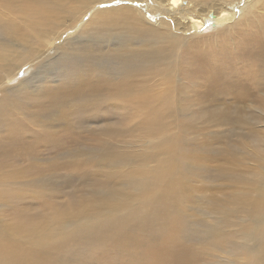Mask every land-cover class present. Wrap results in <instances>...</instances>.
I'll list each match as a JSON object with an SVG mask.
<instances>
[{
	"label": "bare ground",
	"instance_id": "obj_1",
	"mask_svg": "<svg viewBox=\"0 0 264 264\" xmlns=\"http://www.w3.org/2000/svg\"><path fill=\"white\" fill-rule=\"evenodd\" d=\"M79 20L76 36L62 39ZM198 35L208 36L201 43L186 44ZM172 56L175 59L159 70ZM230 64L255 67L253 81L245 85L218 74L203 84L205 92L194 101L203 105L204 114H179L188 118L180 123L185 132L195 129L192 122L205 126L210 120L249 126L254 116L245 112L247 102L259 103L253 108L264 111L259 96L264 95V0H0V151L4 152L0 158V264H79L76 257L82 246L107 241L133 245V264H191L188 250L174 235L158 236L169 218L180 222L178 207H186L185 195L197 182L191 174L195 164L186 161L176 138L159 136L154 143L150 156L161 157L164 168L127 173L129 188L106 180L103 189L96 190L92 215L80 220L55 214L57 219L45 224V215L52 213L43 209V172L25 175L32 168L40 172L42 156H53L52 149L63 147L56 137L64 136L66 126L61 128L59 122L76 114L100 113L99 100L107 102L106 91L117 98L116 111L125 118L143 109L138 125L155 134L163 126L159 112L164 106L179 113L192 101L185 88L195 91L192 82L221 73ZM178 66L181 75L174 80L172 70ZM62 68H68L67 75L55 81L53 75ZM152 69L155 75L147 76ZM45 79L53 83L45 91L34 87L29 97L19 95L27 93L25 80ZM74 97L83 99L71 108L67 103ZM87 98L90 104L83 102ZM210 108L219 111L206 110ZM221 109H233L234 117L226 118ZM27 112L31 120L54 113L51 121L64 130L57 133L55 127L47 131L38 122L29 123ZM108 129L103 126L101 134L108 136ZM260 143L249 145L251 151L241 156L242 164L235 171L236 197L230 199L232 208L230 213L223 212L222 221L230 234L237 233L239 251L233 261L220 264L248 260V264H264V134ZM10 152L24 163L34 158V163L25 169L13 167ZM239 154L233 150L230 156ZM122 163L114 155L112 164ZM4 171L10 172L5 176ZM197 197L198 211H184L187 236L212 213L213 199L203 193ZM241 214L245 219H240ZM231 215L237 219L230 220ZM218 230L212 226L208 236H216ZM153 236L162 244L144 245L138 240ZM103 251L89 262L113 264L115 258H122L120 248L109 255ZM195 255L196 264H214L201 263L202 251H194L193 260Z\"/></svg>",
	"mask_w": 264,
	"mask_h": 264
},
{
	"label": "rangeland",
	"instance_id": "obj_2",
	"mask_svg": "<svg viewBox=\"0 0 264 264\" xmlns=\"http://www.w3.org/2000/svg\"><path fill=\"white\" fill-rule=\"evenodd\" d=\"M91 13L92 11L88 12L86 16ZM81 21L79 20L74 25L69 26L70 28L64 32L62 39L68 36H76L80 31L78 26ZM207 36L198 35L194 41L185 42L187 45L201 43L202 38ZM174 59L175 56L167 57L165 64L158 66V69L161 70L168 62ZM179 66L172 70V78L174 80L177 75H181L178 71ZM252 68L256 69L253 66H250L249 69H241L237 65L230 64L223 72L216 73L210 78L207 75H202L196 82H192L195 86V91L191 92L193 87L184 89L186 93L188 92L187 95H190V99H192L191 102L187 101L185 103V109H181L178 113L164 106L160 110L159 113L162 117L163 126L155 134H148L144 128L138 125L137 118L142 116L143 109L135 110L126 118L118 113L116 111L118 100L110 91L105 92L107 102L99 100L100 113L94 114L98 116L97 118L89 114H76L60 122L58 121L61 128H65L64 126H66L64 136L56 137L62 140L60 143H64L63 147L59 148V150L52 149L53 156L50 154L42 156L43 168H41L40 172H36L32 168L25 175L26 177H35L37 176L36 174L43 172L40 175L44 181L42 192L44 208H42L45 209V212L52 213L49 217L45 215L47 218H45L44 223L46 224L51 219H57L55 214L60 217L66 214L73 215L76 217V220L89 217L92 215L91 207L96 204V197L98 195L96 190L103 189L101 184L104 185L106 180L112 181L117 186L129 188L126 178L127 173L131 172L136 175L139 174V171L157 167L164 168L165 164L162 162L161 157L153 158L150 155L154 152V143L157 141V138L159 136L165 138L163 136L168 135L167 137L176 138L179 141L181 154L186 157V161L190 159V163L195 164V168H191V174L197 182L192 184L194 188L185 195L184 203L186 207L182 205L178 207L180 222L177 223L175 219L170 220L169 218L166 221L165 228L158 231V236L174 235L181 244L185 245V249L188 250L189 262L191 264H196V255L193 260L192 254L194 251L197 253V250L205 254L201 263L211 262L220 264L226 261H233L236 258L235 254L239 251L237 247V233L230 234L226 222L222 221L223 212L230 213L229 211L232 206L229 204V201L231 198L234 199L236 197L233 193L232 183L238 180V175L235 171L242 164L241 156L245 158L246 153L251 151L249 150L250 144L256 143V145H261L260 136L264 133L258 129H264V111L253 108L255 104L259 105V103L247 102L245 112L254 116L249 126H240L231 124L230 122L218 125L217 120H210L209 124L205 126L192 122L195 125V129L187 132L181 128L180 123L182 122L181 120L186 121L188 118L182 119L179 114L183 115V117L188 114L202 116L205 109H203V105L197 104L194 100H200L198 95L205 92L203 84H209L218 74H223L234 82L248 85L253 81ZM256 71H259V69ZM67 73L68 68H62L52 78L55 81H62ZM154 75L153 69L147 74L149 77ZM83 77L87 79V76ZM46 80L39 83H35L37 80H25L27 93L19 92V95H22L24 98L29 97L30 91L34 90V87H40L41 91H45L48 86H52L53 84L47 83ZM259 96L264 100V95L261 92ZM82 99L74 97L73 102L67 104L71 105L70 107L72 108L76 105L77 101L81 103ZM28 102L29 100L26 99L25 103ZM83 102L91 103L90 98H87ZM68 105L66 106L69 107ZM206 110L219 111L215 108ZM221 110L226 113V118H231L235 115L233 109ZM28 112L24 114L28 117L27 122H38L47 131H50L53 127L55 128L52 130L57 133L64 130L56 122H52L54 121V113H46L37 120H31ZM239 115L241 114L239 113ZM103 126L104 129L106 127L110 128L107 131L108 136L101 134ZM70 128L72 130L69 131ZM133 146H137L138 148H133ZM236 149L239 150L240 154L230 156L233 150L237 151ZM10 153L7 156L12 166L14 165L13 167L24 168L34 163V158H28L26 159V163H24L21 157H17V153ZM12 153L16 157H13L15 159H11ZM3 154L4 152L0 151V158L3 157ZM114 155L119 156L123 163L120 165L112 164ZM131 159L134 160L133 163ZM201 165H204L203 167L206 170L201 168ZM9 172L4 171L5 176ZM47 183H51V186H48ZM155 189L158 190V188ZM234 190L238 193L239 187L236 186ZM201 193L207 195L210 200L211 198L213 199L212 213L208 217L204 216L203 218L205 219L200 223L201 226L196 230H192L189 236H187L186 214L184 211L188 209L193 212L198 211L199 199L197 196ZM211 216H215V219L212 220ZM229 218L230 220L237 219L235 215H231ZM240 219H245L244 214L240 215ZM191 221L189 220V223ZM212 226L219 228L214 237L208 236ZM138 240L144 243V245L162 244L159 241L156 242L154 236ZM118 248L122 252V258H115L113 264H133L135 247L133 245L123 247L119 242L111 243V241H107L106 244L100 246H82L76 258L79 259V264H100L97 262L90 263L89 259L94 257L97 252L104 250L103 253L109 255L112 252H116Z\"/></svg>",
	"mask_w": 264,
	"mask_h": 264
}]
</instances>
